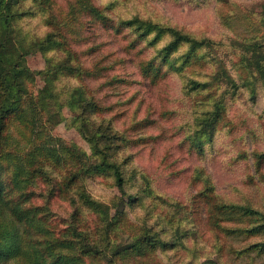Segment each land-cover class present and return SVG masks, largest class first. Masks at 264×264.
Masks as SVG:
<instances>
[{"label":"rangeland","instance_id":"1","mask_svg":"<svg viewBox=\"0 0 264 264\" xmlns=\"http://www.w3.org/2000/svg\"><path fill=\"white\" fill-rule=\"evenodd\" d=\"M88 1L107 20L88 15ZM10 8L26 78L24 119L9 117L12 142L0 149L2 196L16 202L23 191L57 234L76 223L108 247L86 264H108L144 237L168 247L116 264H264V0ZM71 173L81 178L63 195Z\"/></svg>","mask_w":264,"mask_h":264},{"label":"trees","instance_id":"2","mask_svg":"<svg viewBox=\"0 0 264 264\" xmlns=\"http://www.w3.org/2000/svg\"><path fill=\"white\" fill-rule=\"evenodd\" d=\"M15 1L0 0V149L10 144L12 140L11 127L8 125L9 117L16 115V121L24 119V112L21 109L17 112V108L20 102H24L25 91L22 79L26 78V70L22 71L18 68L20 59H16V48L12 43V22L15 20V15L11 8L8 9V6ZM84 9L90 16L107 20L102 10L89 1L85 3ZM50 42L53 41L47 40L37 46L40 48ZM25 129H30L29 124L25 123L23 131ZM111 170L117 187L120 191H124L127 181L121 166L114 163L111 165ZM80 174L71 173L69 178L61 179L60 191L63 195H66L72 185L78 182L81 178ZM21 177H25L24 168L18 163L15 165L13 182L20 187L26 183L24 179H20ZM24 198L22 191L21 197L16 202L5 199L0 190V222L3 220L9 223V227L0 232V261L8 262L15 259L17 264H86V260L97 261L101 258L99 257L101 254L108 251L107 246L100 242L96 243L94 238L83 232L76 223L70 225L61 234H57L43 218H39L38 209L26 207ZM88 200L97 209L96 211L100 212L101 204L90 198ZM8 205H11L10 210ZM80 220L81 218H78L76 222ZM109 232L108 236L112 239ZM33 238L36 239L35 242L32 241ZM167 247L168 243L164 241L144 237L133 241L131 245L117 246L115 252L108 254L106 259L108 264H116L117 260L124 257L139 256L146 259Z\"/></svg>","mask_w":264,"mask_h":264}]
</instances>
